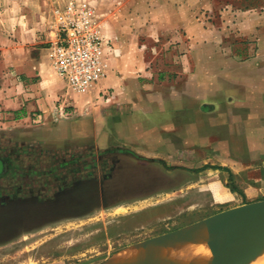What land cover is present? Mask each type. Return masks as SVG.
Here are the masks:
<instances>
[{
  "label": "rangeland",
  "instance_id": "1",
  "mask_svg": "<svg viewBox=\"0 0 264 264\" xmlns=\"http://www.w3.org/2000/svg\"><path fill=\"white\" fill-rule=\"evenodd\" d=\"M204 3L199 17L205 29L221 34V48L240 58L259 50L264 0ZM244 13L256 18L249 34L237 25ZM147 50L152 59L165 46L158 42ZM235 115H222L226 119L219 124L205 122L214 135L196 145V152L169 154L155 151L148 138L126 132H113L107 143L99 135H83L58 145L37 129L41 122L0 125V156L14 153L20 164L36 172L21 180L0 176V264H104L161 232L264 200V111L253 104L246 120H234ZM119 123L128 129L127 121ZM219 141L225 149L217 151L211 143ZM243 144L250 152L234 151ZM77 157L85 160L47 173ZM228 193L237 199L225 202ZM262 257L264 250L257 259Z\"/></svg>",
  "mask_w": 264,
  "mask_h": 264
},
{
  "label": "crops",
  "instance_id": "2",
  "mask_svg": "<svg viewBox=\"0 0 264 264\" xmlns=\"http://www.w3.org/2000/svg\"><path fill=\"white\" fill-rule=\"evenodd\" d=\"M71 1L96 11L108 43L106 77L80 94L54 72L48 50L58 36L57 11ZM204 7V0H0V125L41 122L37 129L58 145L83 135L107 143L113 132H126L163 154L196 152L214 135L205 122L219 124L228 113L246 120L253 104L264 111V37L257 52L240 58L221 48L219 32L205 29ZM242 19L239 29L251 33L256 18ZM158 42L165 50L151 59L147 45ZM211 146L225 149L220 141ZM246 146L234 151L250 152ZM228 195L225 202L237 199Z\"/></svg>",
  "mask_w": 264,
  "mask_h": 264
},
{
  "label": "built area",
  "instance_id": "3",
  "mask_svg": "<svg viewBox=\"0 0 264 264\" xmlns=\"http://www.w3.org/2000/svg\"><path fill=\"white\" fill-rule=\"evenodd\" d=\"M57 15V40L48 49L51 66L70 91L84 93L106 77L102 21L92 7L77 1Z\"/></svg>",
  "mask_w": 264,
  "mask_h": 264
},
{
  "label": "water",
  "instance_id": "4",
  "mask_svg": "<svg viewBox=\"0 0 264 264\" xmlns=\"http://www.w3.org/2000/svg\"><path fill=\"white\" fill-rule=\"evenodd\" d=\"M194 232L208 240L210 257L207 264H251L264 250V200L222 211L182 229L145 240L131 248L169 244ZM110 261L111 258L104 264ZM137 264L159 263L146 260Z\"/></svg>",
  "mask_w": 264,
  "mask_h": 264
},
{
  "label": "bare ground",
  "instance_id": "5",
  "mask_svg": "<svg viewBox=\"0 0 264 264\" xmlns=\"http://www.w3.org/2000/svg\"><path fill=\"white\" fill-rule=\"evenodd\" d=\"M188 236L197 246L182 241V238L160 246L123 251L108 264H137L146 260L155 261L159 264H207L210 257L208 240H204L198 232ZM255 264H264V258L257 259Z\"/></svg>",
  "mask_w": 264,
  "mask_h": 264
},
{
  "label": "trees",
  "instance_id": "6",
  "mask_svg": "<svg viewBox=\"0 0 264 264\" xmlns=\"http://www.w3.org/2000/svg\"><path fill=\"white\" fill-rule=\"evenodd\" d=\"M84 160H85V158L82 159V158L77 157V158H74L71 160L69 159V160L63 161L58 166H53V168L51 167V169L48 170L47 173L51 174L53 171H56V170L58 171V170H62V169H69L75 165H78L79 163L83 162ZM206 168H209V166H205L203 169H206ZM218 169L228 171L227 168H218ZM35 175H36V172L26 169L22 164L19 163V161L15 157L14 153L13 154L7 153L5 155L0 156V176H12L13 178H15L17 180H21V179H25L28 177L32 178ZM232 191L237 192L240 195L244 196L243 192H241L239 189H237V187H233ZM165 233H169V232H167V231L161 232L156 236H160V235H163ZM156 236H154V237H156ZM151 238H153V237H151Z\"/></svg>",
  "mask_w": 264,
  "mask_h": 264
}]
</instances>
